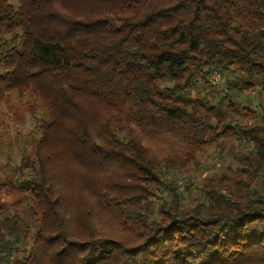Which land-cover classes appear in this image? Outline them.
Returning a JSON list of instances; mask_svg holds the SVG:
<instances>
[{
    "label": "trees",
    "instance_id": "obj_1",
    "mask_svg": "<svg viewBox=\"0 0 264 264\" xmlns=\"http://www.w3.org/2000/svg\"><path fill=\"white\" fill-rule=\"evenodd\" d=\"M253 95L264 0H0V104L34 121L0 164V264H264ZM232 139L192 197L179 175Z\"/></svg>",
    "mask_w": 264,
    "mask_h": 264
},
{
    "label": "rangeland",
    "instance_id": "obj_2",
    "mask_svg": "<svg viewBox=\"0 0 264 264\" xmlns=\"http://www.w3.org/2000/svg\"><path fill=\"white\" fill-rule=\"evenodd\" d=\"M7 99L8 103L6 105L0 104V164L3 165L8 162L11 165H17L21 156L18 141L25 139V134L31 129L34 121L27 110L30 103L28 98L22 101H19L16 97H8ZM246 105L261 114L260 108L264 105V99H258L253 95L251 101ZM238 110L239 113H236L235 117L239 122L246 123L249 115L240 108ZM237 142L238 140L232 139L228 144H225L224 149L217 145L206 148L197 155L196 165L187 173L179 175L178 182L181 185L190 182L193 185L191 196H196L197 191L194 188H202L212 183V180L219 178L222 173L229 172L228 167L235 166L237 163L235 157L239 154ZM232 144L235 148L230 151L229 146ZM9 194V199L15 197L13 193ZM23 217L30 220L26 213L23 214Z\"/></svg>",
    "mask_w": 264,
    "mask_h": 264
},
{
    "label": "built area",
    "instance_id": "obj_3",
    "mask_svg": "<svg viewBox=\"0 0 264 264\" xmlns=\"http://www.w3.org/2000/svg\"><path fill=\"white\" fill-rule=\"evenodd\" d=\"M219 80H220V77H219V75L216 74V73H213V74L209 77V81H210L211 83L215 84V85L218 84Z\"/></svg>",
    "mask_w": 264,
    "mask_h": 264
}]
</instances>
